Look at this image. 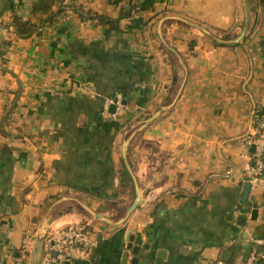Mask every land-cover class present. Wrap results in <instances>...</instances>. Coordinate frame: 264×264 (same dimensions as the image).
<instances>
[{
	"label": "crops",
	"instance_id": "1",
	"mask_svg": "<svg viewBox=\"0 0 264 264\" xmlns=\"http://www.w3.org/2000/svg\"><path fill=\"white\" fill-rule=\"evenodd\" d=\"M68 1L0 0V264H28L37 234L41 264L44 236L77 222L93 242L69 264H130L128 236L141 264L264 252L262 190L240 199L252 109L264 119V0Z\"/></svg>",
	"mask_w": 264,
	"mask_h": 264
},
{
	"label": "built area",
	"instance_id": "2",
	"mask_svg": "<svg viewBox=\"0 0 264 264\" xmlns=\"http://www.w3.org/2000/svg\"><path fill=\"white\" fill-rule=\"evenodd\" d=\"M67 2L68 0H57ZM112 101V99H109ZM114 102L118 99H114ZM254 107L251 112L252 128L244 135V140L252 146V150L246 153L250 160L249 182L260 187L264 205V119L262 114H258ZM93 235L87 224L83 222L68 223L52 228L45 236L41 247V264H69L73 257V252L84 255L91 243ZM21 253L25 252V242L22 240ZM264 258V252L260 250H250L245 254V264H258V260ZM18 261V260H17Z\"/></svg>",
	"mask_w": 264,
	"mask_h": 264
},
{
	"label": "water",
	"instance_id": "3",
	"mask_svg": "<svg viewBox=\"0 0 264 264\" xmlns=\"http://www.w3.org/2000/svg\"><path fill=\"white\" fill-rule=\"evenodd\" d=\"M245 29H246V23H245V20H244V24L241 26V29H240L239 33L236 35V37L234 39H229V40H226V41H237L243 35V33L245 32ZM206 33L209 34L214 39L220 40L219 38L215 37L213 34L209 33L208 31H206ZM120 102L123 103V100H121ZM114 107H115L114 101L110 102L108 104V110L110 112H113ZM249 185H250L249 181H245L244 182L243 188H242L241 193H240V199L241 200H244L245 195L247 193V190L249 188ZM138 198H139V191L136 190L132 200L130 201V203L128 204V206L126 208L127 212H129L132 208H134ZM40 240H41V236L37 234V236L35 237L34 243H33V247L31 249L30 260H29L28 264H36L37 255H38V251H39V248H40ZM125 246H126V249L122 253L121 261L123 263L126 261V259L128 257V250H130L133 253V255L129 256V258H128L129 263L130 264H141V260H138V257L136 255L138 246L137 245H131V236H128V242L126 243ZM138 254H143L144 255L143 252H139V251H138ZM144 261H146V260L144 259Z\"/></svg>",
	"mask_w": 264,
	"mask_h": 264
},
{
	"label": "trees",
	"instance_id": "4",
	"mask_svg": "<svg viewBox=\"0 0 264 264\" xmlns=\"http://www.w3.org/2000/svg\"><path fill=\"white\" fill-rule=\"evenodd\" d=\"M69 2V1H68ZM59 11V10H58ZM57 11V12H58ZM56 12V13H57ZM127 11H122L119 13V15H122V14H125ZM58 14V13H57ZM85 16H90V17H95L97 18L99 21L103 22V23H106L107 24V28L111 29V28H114L116 27V20H117V17L115 18H109L107 16H104V15H101V14H84ZM54 18V14L48 16L47 18H45L44 20L34 24V23H29V21L27 20H23L21 19L20 17L16 16V15H13L12 16V19H11V24L13 25L14 27V30L17 34L19 35H26L28 33H30L32 30H36V32L38 31V28L40 27V25L44 22V21H47V20H52ZM47 19V20H46ZM2 47L4 48L6 45H7V42L5 40H3L2 42ZM2 53V49H0V54ZM124 97V95H123ZM258 109H256L257 113L258 114H261L262 113V109L260 107H257ZM118 179H119V185L121 186V188L126 185L129 177H128V174L125 170L124 167L120 168L119 171H118ZM263 260V258L259 259L257 263H259V261Z\"/></svg>",
	"mask_w": 264,
	"mask_h": 264
},
{
	"label": "rangeland",
	"instance_id": "5",
	"mask_svg": "<svg viewBox=\"0 0 264 264\" xmlns=\"http://www.w3.org/2000/svg\"><path fill=\"white\" fill-rule=\"evenodd\" d=\"M39 252V251H38Z\"/></svg>",
	"mask_w": 264,
	"mask_h": 264
}]
</instances>
